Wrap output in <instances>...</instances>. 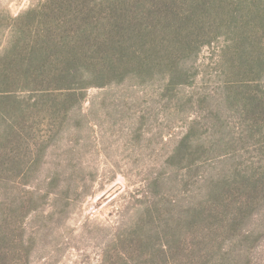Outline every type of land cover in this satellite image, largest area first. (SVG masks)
I'll list each match as a JSON object with an SVG mask.
<instances>
[{
	"label": "rangeland",
	"instance_id": "1",
	"mask_svg": "<svg viewBox=\"0 0 264 264\" xmlns=\"http://www.w3.org/2000/svg\"><path fill=\"white\" fill-rule=\"evenodd\" d=\"M46 2L0 0V72L75 74L0 98V264H264V0L207 21L251 39L123 58L93 53L111 13L87 40Z\"/></svg>",
	"mask_w": 264,
	"mask_h": 264
},
{
	"label": "trees",
	"instance_id": "2",
	"mask_svg": "<svg viewBox=\"0 0 264 264\" xmlns=\"http://www.w3.org/2000/svg\"><path fill=\"white\" fill-rule=\"evenodd\" d=\"M188 0H47L51 21L60 18L58 15L68 18L75 17L70 14L76 13V20L80 29H82L83 37L87 40H98L101 36L93 31L92 25H99L101 19L98 16L105 13L110 30L107 34L102 35L100 46L93 47V53L103 52L104 54H118L121 58L126 55L132 56L136 53V49L129 44L130 40H135L137 44L145 45L144 40L147 39V45L151 46L156 53H162L163 57H173L174 55L189 56L197 53L199 47L203 44L211 42L218 36L229 33L232 40L240 43L246 39L253 38L254 28L246 25H216L215 22L207 24L208 20L221 19L225 20L230 16L225 11V0H190V8L183 7ZM244 1V0H243ZM245 3V2H244ZM216 7L222 11L211 8ZM245 12L244 14H240ZM235 19H243V17H251L253 10L241 11L235 10ZM58 16V17H55ZM155 20L159 25L150 26L144 22V25H134L136 20L147 19ZM62 18V17H61ZM93 18L96 20L93 22ZM104 18V17H102ZM107 18V17H105ZM55 28L52 27L47 31L48 37L53 36ZM150 36L152 39L150 40ZM55 37V36H54ZM158 45H156V44ZM242 49L237 48V52L241 53ZM86 58L87 56L84 55ZM107 57V56H106ZM105 57V58H106ZM128 57L127 61L120 62L119 65L124 66L132 59ZM90 58V57H89ZM91 59V58H90ZM104 59V58H103ZM92 61V60H91ZM97 60L91 65V70L96 74L98 71ZM92 74V72H91ZM100 75H102L100 73ZM75 74L71 75H18L13 76L9 73L0 72V98H5L17 89L29 88L34 86L45 87L43 89L71 88L68 87L71 79ZM52 82L54 85H51Z\"/></svg>",
	"mask_w": 264,
	"mask_h": 264
}]
</instances>
